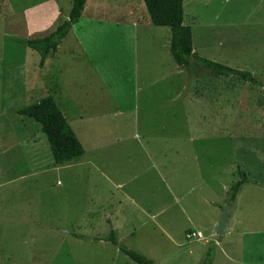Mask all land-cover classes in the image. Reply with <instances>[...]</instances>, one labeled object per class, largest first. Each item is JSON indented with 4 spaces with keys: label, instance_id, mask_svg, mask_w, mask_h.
<instances>
[{
    "label": "rangeland",
    "instance_id": "obj_1",
    "mask_svg": "<svg viewBox=\"0 0 264 264\" xmlns=\"http://www.w3.org/2000/svg\"><path fill=\"white\" fill-rule=\"evenodd\" d=\"M71 6L72 0H0V264H138L104 239L109 233L92 241L74 238L92 232L86 225L89 212L97 219L95 232L107 233L100 197L108 200L111 192L96 172L99 166H55L40 125L17 114L18 107L47 94L54 96L85 146L81 161L95 152L79 127L87 122L112 128L145 115L161 133L158 138L202 136L188 146L199 150L201 178L210 194L222 209L230 205L235 254L244 262L264 264V0H183V23L191 27L194 51L251 71L259 84L213 77L193 61L179 67L167 48L169 27L153 25L142 0H86L85 11L58 46L59 74L51 67L44 69L39 74L43 83L33 85L32 91L21 90L22 66L39 71L34 65L39 54L25 41L53 30L67 19ZM10 82L14 91L8 90ZM135 87L139 89L134 92ZM134 106V112L114 115L119 108ZM73 114L83 119L74 120ZM90 117L94 120L84 121ZM158 125H163L161 131ZM30 133L39 152L23 158L25 152L15 140ZM46 165L43 172L24 174L26 166L35 171ZM238 167L247 181L227 204L230 187L241 177ZM189 172L197 174L196 168ZM156 193L161 199L164 192ZM202 218L213 264H235L216 247L215 241L225 239L208 223L211 214L208 218L203 213ZM129 230L123 227V232ZM114 231L120 243L129 244ZM190 231L180 234L186 245L179 252L173 247L157 251L162 254L141 253L158 264H201L196 256L204 239L189 240L185 234ZM191 248L195 256L190 261Z\"/></svg>",
    "mask_w": 264,
    "mask_h": 264
},
{
    "label": "crops",
    "instance_id": "obj_2",
    "mask_svg": "<svg viewBox=\"0 0 264 264\" xmlns=\"http://www.w3.org/2000/svg\"><path fill=\"white\" fill-rule=\"evenodd\" d=\"M167 48L169 49V43ZM58 51L59 47H57L56 51L51 52L42 67H39L38 61H36L34 65L39 71L36 70L35 73L30 70L26 63L24 67L22 66L21 90L32 91L31 87L33 85L43 83L42 76L39 77V74L42 75L44 69L51 67L54 70L53 73L59 74L60 70L56 66ZM34 65L32 68H34ZM31 76L33 80H36L35 82L30 81L29 78ZM24 80L26 84L23 85ZM10 83L11 86L8 90L14 91V86L12 82ZM138 89L139 87H135L133 91L135 92ZM135 108L136 106L130 109L119 108L114 115L120 116L130 111L134 112ZM104 116L106 114L101 117ZM82 117L79 114H73L74 120L83 119ZM93 120V117H90L84 121ZM89 124L90 122L85 125L79 124V127L82 129L86 139H90L93 142L95 152L87 154L86 161L78 160L86 153V150H84V153L79 158L70 161V166H67L69 162L61 164V166L68 169L80 165H89L94 168L99 166V170H96V172L100 175L103 186L107 189L109 185V191L111 192L108 200H104L107 198L104 195L100 197L102 206L106 207L102 214H104L103 219L108 226V231L107 233L97 234L95 232L96 225H94L97 219L94 217L93 212H89L88 216L90 218L86 220V225L90 226L88 230L92 232L78 233L74 238L92 241L94 238L108 234L110 228H113L118 231L119 236H125L127 243H129L127 244L128 246L134 249L137 247L140 252L151 256L153 251L162 254L157 251L164 252L165 249L170 251L173 250V247L179 252L180 248L186 245L184 240L180 238V234L183 231L196 230L202 233L201 238L195 237L196 241L199 242L204 239L196 256V259L200 257V261H202V257H205L209 250L208 243L210 242V238H205L202 230L204 228L202 225L205 223L202 215L205 213L209 218L211 214L208 223L212 222L216 229L217 221L224 209L221 208L220 202L210 194L211 189L203 183V178L201 177L204 174V168L203 160L198 157L199 150L197 147L188 146V143L200 141L202 136H185L183 134L181 138H172V136L158 138L161 133L158 134L159 130L155 129L154 126V128L152 127L153 122L151 123L145 115L143 117H135L132 119V123L129 122L126 126L114 123L111 126L113 130L112 128L99 127L95 122H91L90 126ZM158 126L161 131L163 125ZM75 134L78 136L76 132ZM33 137L34 139L30 140ZM16 139V143L25 152V154H22L23 158H29V152L38 154L39 147L37 146L38 143L36 144L34 134L30 133V135H26L21 140L17 137ZM158 146L161 147L158 148ZM1 151L2 154L7 155L4 150L1 149ZM98 154L99 159H94ZM95 161L99 162V164L94 163ZM51 162L54 163L53 159ZM29 164L31 163L29 162ZM55 166L59 167L56 163ZM47 168L48 166L46 165L39 170L32 171L29 167L27 169L26 166L24 174H36L47 170ZM194 168L197 170L196 175L193 176L190 172L187 173L188 170L193 171ZM9 171L13 172V167H10ZM156 189L164 192L160 193L163 195L161 199L156 193ZM124 209L128 211L127 216L122 214ZM189 224L191 227L188 228ZM126 226L130 230L125 233L123 232V227ZM235 231L234 220L229 214L224 233H216L220 235L221 240H225L223 243L220 240L215 241L216 247L221 251L225 260L235 262V264H250L240 260L235 254ZM185 236L191 240L187 233ZM116 249L115 252L118 251V248ZM192 249L187 252L190 261L192 259L191 255L195 256L194 249ZM214 258L215 255L211 257L212 264L214 263Z\"/></svg>",
    "mask_w": 264,
    "mask_h": 264
},
{
    "label": "trees",
    "instance_id": "obj_3",
    "mask_svg": "<svg viewBox=\"0 0 264 264\" xmlns=\"http://www.w3.org/2000/svg\"><path fill=\"white\" fill-rule=\"evenodd\" d=\"M150 22L156 26H167L170 29L169 52L174 62L182 68L198 63L213 77H237L259 84L252 72L234 68L223 63L202 57L197 54L192 45V31L184 24L183 0H142ZM86 0H72V6L67 19L62 20L56 27L41 37L29 38L25 44L39 54L38 65L42 67L51 52L56 51L60 42L67 36L85 10ZM84 10V11H83ZM18 115L32 118L40 125V130L46 136L54 163L64 164L79 158L84 153L83 145L76 136L71 125L60 110L55 98L47 94L37 101L25 104L16 109ZM240 179L229 189L227 204H231L243 183L247 181L246 173L240 167ZM80 237V236H79ZM104 239L118 245L120 250L138 264H158L143 253L120 243L113 228ZM201 264H212L210 249Z\"/></svg>",
    "mask_w": 264,
    "mask_h": 264
},
{
    "label": "water",
    "instance_id": "obj_4",
    "mask_svg": "<svg viewBox=\"0 0 264 264\" xmlns=\"http://www.w3.org/2000/svg\"><path fill=\"white\" fill-rule=\"evenodd\" d=\"M230 205H226L224 207V209L222 210L221 214H220V217L217 221V224H216V233L217 234H222L224 233V227H225V224L229 218V214H230Z\"/></svg>",
    "mask_w": 264,
    "mask_h": 264
},
{
    "label": "built area",
    "instance_id": "obj_5",
    "mask_svg": "<svg viewBox=\"0 0 264 264\" xmlns=\"http://www.w3.org/2000/svg\"><path fill=\"white\" fill-rule=\"evenodd\" d=\"M188 237H197V238H201L202 237V233L198 232L196 230H191L189 233H187Z\"/></svg>",
    "mask_w": 264,
    "mask_h": 264
}]
</instances>
